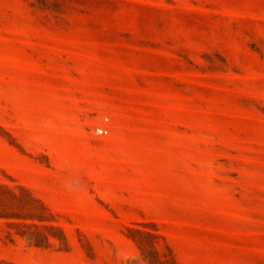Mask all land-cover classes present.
Here are the masks:
<instances>
[{
    "label": "rangeland",
    "instance_id": "374dc122",
    "mask_svg": "<svg viewBox=\"0 0 264 264\" xmlns=\"http://www.w3.org/2000/svg\"><path fill=\"white\" fill-rule=\"evenodd\" d=\"M0 264H264V0H0Z\"/></svg>",
    "mask_w": 264,
    "mask_h": 264
}]
</instances>
